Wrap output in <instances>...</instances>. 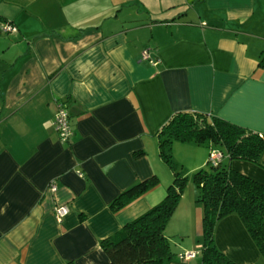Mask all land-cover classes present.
I'll list each match as a JSON object with an SVG mask.
<instances>
[{"label":"crops","instance_id":"1","mask_svg":"<svg viewBox=\"0 0 264 264\" xmlns=\"http://www.w3.org/2000/svg\"><path fill=\"white\" fill-rule=\"evenodd\" d=\"M0 22L16 29L0 31V264H110L100 241L160 202L173 179L157 137L173 113H206L264 138V0H0ZM59 102L68 142L53 126ZM211 148L174 140L170 154L196 171ZM230 164L264 182V152L257 164ZM154 174L158 185L110 209ZM58 205L68 207L60 219ZM180 208L197 217L170 219L168 240L191 218L201 233L195 196L182 195ZM232 224L245 234L235 213L214 227L225 254ZM172 241L165 264H198L199 253L178 255L200 244Z\"/></svg>","mask_w":264,"mask_h":264},{"label":"trees","instance_id":"2","mask_svg":"<svg viewBox=\"0 0 264 264\" xmlns=\"http://www.w3.org/2000/svg\"><path fill=\"white\" fill-rule=\"evenodd\" d=\"M264 67V53L259 62ZM159 155L170 166L172 141L206 143L227 153L217 165L206 163L194 173L198 187L195 201L201 204V234L198 264H238L214 242V227L221 218L235 213L264 255V182L232 168L233 160L258 163L264 152V138L245 127L197 111L173 113L157 132ZM143 151L136 156L144 155ZM224 156V155H223ZM224 158V157H223ZM209 164V167H208ZM172 168V167H171ZM173 171L164 198L118 231L100 241L110 264H165L175 257L165 229L183 193L186 178ZM159 183L157 175L140 180L119 193L110 203L118 211ZM64 264H74L65 262Z\"/></svg>","mask_w":264,"mask_h":264},{"label":"rangeland","instance_id":"3","mask_svg":"<svg viewBox=\"0 0 264 264\" xmlns=\"http://www.w3.org/2000/svg\"><path fill=\"white\" fill-rule=\"evenodd\" d=\"M207 143L208 142H206V145H207ZM222 153L224 155L223 162L227 165V163H228L227 162V158H228L227 153L224 150H222ZM207 157H208V154H207ZM170 162H171L170 166H168L166 164L168 169H171V170L175 169V172H179L180 175H182L186 178L185 184L183 187L182 195L196 196V194L199 190H198L197 184L194 180L195 171H190V168H189V165L187 164V162L183 163V161H181L180 159H172V157H171ZM206 163H208V162H206ZM166 166H164V167H166ZM208 167H209V164H208ZM168 184H170V183H168ZM195 203H196L197 207L201 210V204L196 202V201H195ZM180 211H182L181 208L179 210H176V212H174L172 215L171 221L173 219V222L175 224L178 223L177 220H175V219H179V217H197V216H194V211H190L189 213L186 210H183L182 212H180ZM237 216H238V219H239L241 225L243 226L242 229L245 231V234L242 235L239 232V229L237 228L236 224H232L231 225V231L233 233L232 238L230 236L228 240H225V241L221 240L219 243V246L224 245L228 249L227 252L229 255L228 254H226V255H228V257H230L232 259L240 260L243 263L247 262L248 264H264V255H262V253L260 252L255 240L252 238V236L248 232V230H247L246 226L244 225L242 219L239 217V215H237ZM195 221H196L195 218L188 219L187 223L185 222V227H186L185 229L186 230L181 235L169 237L170 246H171L172 250L176 251L177 250L176 245L178 244L172 240H175L177 242H181V240L184 239L183 243H187L189 241L194 242V240H195V242L197 244L201 245L203 237H202V234L200 232H197V223H195ZM213 235L215 238L214 232H213ZM246 236H247V238H246ZM215 244H216V242H215ZM200 247H198L196 250L194 249L192 251H198L200 249ZM188 252H190V250Z\"/></svg>","mask_w":264,"mask_h":264},{"label":"built area","instance_id":"4","mask_svg":"<svg viewBox=\"0 0 264 264\" xmlns=\"http://www.w3.org/2000/svg\"><path fill=\"white\" fill-rule=\"evenodd\" d=\"M15 30H16L15 27L12 26L11 24L0 22V31L11 32ZM142 59L150 60V62L154 63V61H152L149 56L148 48L143 49ZM53 126L56 132L58 133V137L60 141L68 142L70 140V137L72 135V128L70 125L69 114H68L67 108L62 102H59L57 105V110H56V113L53 119ZM223 157H224L223 153L220 150L211 148L208 152L207 162L210 165L214 166L220 163ZM47 189H49L50 191H55L56 189L55 182L51 181L48 184ZM54 212H55V216L58 219H60L68 213V207L66 205H58L54 208ZM198 253H199V250L190 251V252L187 251V252L179 254L178 257L182 261H188V260L194 259Z\"/></svg>","mask_w":264,"mask_h":264}]
</instances>
